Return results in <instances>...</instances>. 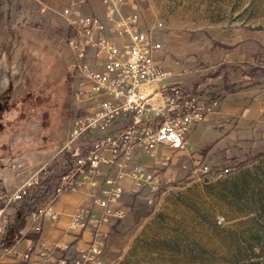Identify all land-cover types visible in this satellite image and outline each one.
Masks as SVG:
<instances>
[{"label":"rangeland","instance_id":"1","mask_svg":"<svg viewBox=\"0 0 264 264\" xmlns=\"http://www.w3.org/2000/svg\"><path fill=\"white\" fill-rule=\"evenodd\" d=\"M7 3L6 14L0 8V201L39 178L70 129L76 103L68 75L71 56L60 37L67 26L63 9L79 6L98 16L105 10L102 0ZM136 3L141 24L162 46L161 62L165 56L185 69L187 62L202 70L213 66L201 73L214 75L219 82L214 85L221 81L225 91L242 83L264 87L247 73L251 66L264 67V0ZM261 152L264 144L219 158L193 156L185 147L164 150L170 159L158 167L157 188L126 201L123 193L126 215L110 220L112 232L101 237L99 250L89 247L94 257L64 264H243L244 257L260 252L257 237L264 242V155L256 157ZM101 195L92 192L91 205ZM28 217L21 237L26 226L36 231L39 220ZM12 218L5 207L0 238Z\"/></svg>","mask_w":264,"mask_h":264},{"label":"built area","instance_id":"2","mask_svg":"<svg viewBox=\"0 0 264 264\" xmlns=\"http://www.w3.org/2000/svg\"><path fill=\"white\" fill-rule=\"evenodd\" d=\"M102 3V16L84 14L79 6L62 12L67 26L60 37L71 56L68 75L76 108L61 151L74 152L75 160L55 195L31 213L39 220L36 231L42 229L43 218H57L53 204L61 193L83 185L102 193L94 199L100 210L93 205L79 209L71 228L97 231L101 224L122 219L126 183L133 193L155 190L158 167L170 159L164 150H182L191 129L220 106L218 96L199 95L176 78V72L186 71L179 60L162 65L158 56L162 46L141 24L136 0ZM146 158L155 164L148 165ZM101 166L106 167L104 174ZM36 182L5 196V202L19 200ZM4 210L0 207V217ZM30 252L29 248L22 258L27 260ZM84 257L83 252L78 256Z\"/></svg>","mask_w":264,"mask_h":264},{"label":"crops","instance_id":"3","mask_svg":"<svg viewBox=\"0 0 264 264\" xmlns=\"http://www.w3.org/2000/svg\"><path fill=\"white\" fill-rule=\"evenodd\" d=\"M0 1L2 3L0 8L6 14L7 0ZM14 1H18L19 7L25 0ZM162 60V65L171 66L169 57L163 56ZM187 64L183 74L175 73L176 78L199 95L209 98L218 96L220 106L191 129L186 138V151L193 156L205 152L207 158H219L236 155L243 149L264 144V87L242 83L233 91H225L221 87V81V84L214 85L219 83L214 81L216 80L214 75L212 77L201 73L203 70L214 69L213 66H206L202 70L190 62ZM101 171L105 173V170ZM98 191V188L88 190L81 187L61 193L53 204V209L58 214L57 218L44 219L40 231H32L26 226L22 237L13 244L10 251L0 254V264H63V260L71 262L82 252L94 257V254L88 253L89 247L99 250L101 245L99 241L101 237L105 238L111 234L113 222L99 225L97 231L93 227L82 228L78 225L71 228L70 224L77 209L91 205V193ZM133 195L135 193L131 191L127 182L124 201L126 197ZM93 207L98 209L95 204ZM122 207L126 211L123 202ZM65 245L68 247L64 248ZM29 248L31 249L29 258L24 260L22 255Z\"/></svg>","mask_w":264,"mask_h":264},{"label":"trees","instance_id":"4","mask_svg":"<svg viewBox=\"0 0 264 264\" xmlns=\"http://www.w3.org/2000/svg\"><path fill=\"white\" fill-rule=\"evenodd\" d=\"M247 73L256 77L258 81L264 82V67L251 66ZM261 155H264V153H258L256 157ZM74 160V152L65 153L61 151L54 154L47 161L37 182L31 184L19 200L8 203L5 202V199L0 201V207L5 206L13 212V218L9 224H5L4 233L0 238V249L12 247L21 238V231L25 226L27 217L38 206L55 195V189L60 183L61 177L67 173ZM260 204L264 208V201H260ZM256 246L260 248V252H253L251 255L244 257L243 264H264V256L262 255L264 242H262L261 237H257Z\"/></svg>","mask_w":264,"mask_h":264}]
</instances>
